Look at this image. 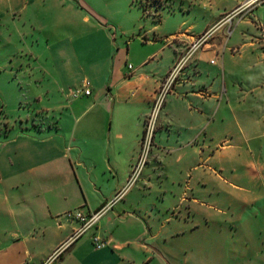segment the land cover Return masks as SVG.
Segmentation results:
<instances>
[{
	"label": "crops",
	"instance_id": "obj_1",
	"mask_svg": "<svg viewBox=\"0 0 264 264\" xmlns=\"http://www.w3.org/2000/svg\"><path fill=\"white\" fill-rule=\"evenodd\" d=\"M122 1L145 17L137 0ZM110 3L0 0V34L18 53L9 59V84L34 90L40 114L0 128V264H42L78 226L67 212L96 210L126 186L157 91L182 59L188 65L157 121L159 134L167 133L153 153L165 162V181H154L153 162L145 165V179L54 264H181L174 242L200 226L196 211L211 207L203 200L207 190L210 198L218 195V183L212 188L206 179L240 190V167L256 185L252 199L264 200V116L253 114L243 125L228 100L224 59L206 66L202 57L225 56L227 39L206 40L203 53L190 52L196 36H163L158 25L124 30L107 13ZM226 13L210 35L226 24ZM255 23L262 37L252 46L264 51V25ZM232 32L233 25L226 37ZM164 55L168 62L159 65ZM130 60L136 66L129 68ZM257 63L263 66L264 52ZM85 81L91 94L72 96ZM248 98L254 110L264 106L258 95ZM172 159L180 165L173 175ZM94 235L103 246H95Z\"/></svg>",
	"mask_w": 264,
	"mask_h": 264
},
{
	"label": "rangeland",
	"instance_id": "obj_2",
	"mask_svg": "<svg viewBox=\"0 0 264 264\" xmlns=\"http://www.w3.org/2000/svg\"><path fill=\"white\" fill-rule=\"evenodd\" d=\"M243 1L137 0L146 10L145 17H142L140 10L131 9L122 0H111L112 3L108 4L106 10L124 30H131L136 24L137 26L144 25L145 28L158 25V32L163 36L188 32L189 35L198 37L206 31H211L213 29L211 26L217 18ZM240 17L243 18L240 19ZM255 21L264 25V3L255 6L252 12L239 14L230 23L225 22L226 24L213 31L208 37V43L221 39L222 44H225L227 39L226 45L228 47L225 56L221 53L216 56V54L209 52L202 56L206 66L213 65L210 64L211 59L217 60L220 66L221 58L224 59L223 62L228 71L224 84L226 82L231 93L228 100L235 106L243 125L244 122L248 123V119L253 114L259 118L264 116V106L254 110L248 98L249 94L251 97L256 94L263 100L264 104V64L262 66V64L257 63L258 56H262L264 51L262 48L252 46L253 43L259 45L257 41L262 37V31ZM232 25L233 32L226 37L228 28ZM233 47L240 49L238 52H234L231 49ZM205 50L206 47H202L197 53ZM15 52V44L8 41L6 33H1L0 66L3 69H0V128L2 129L8 125H19L21 119H26L32 113L34 117L37 115L33 110L37 105H34L36 103L34 90L25 85L18 88L17 85V87H12L9 84L14 79L9 77L6 72L11 70L9 69L11 68L10 65H8L10 64L9 59L16 57L18 53L14 54ZM159 59V65L168 62L166 55ZM129 63L131 66L137 64L134 60H130ZM155 65L157 64L154 62L151 66ZM187 65L188 62H185L182 68H186ZM184 70L178 72L177 78L181 77ZM220 78L222 79V76ZM173 92L174 87L166 96L165 103L169 101ZM165 103L159 113L158 121L165 115ZM43 105L45 104L43 103ZM161 135L165 136L167 133L164 131V133L159 134L156 129L153 145L145 164H152L153 162L154 171L151 172V176L157 182L165 181L166 178L163 173L165 170L167 171L161 156L158 155L157 157L153 154L157 139L159 140ZM157 144L159 143L157 142ZM244 148L248 149V146L245 145ZM171 161L172 164L171 162L168 163V166H171L168 171L173 175V170L180 165L176 164L173 159ZM240 168V176L235 181L241 188L240 190L216 182L215 179H206L209 187L213 188L212 185L218 183L215 189L218 195L215 199L210 198L207 190V196L203 197V200L211 207L204 206L196 211L195 220H198L200 226L180 241L174 242L179 263L183 264L186 261L187 264H264V200L252 199L251 194L256 191V185L250 180V175L242 167ZM223 174L225 177L228 176L227 173ZM146 175L147 171L142 173L138 183L145 179Z\"/></svg>",
	"mask_w": 264,
	"mask_h": 264
},
{
	"label": "built area",
	"instance_id": "obj_3",
	"mask_svg": "<svg viewBox=\"0 0 264 264\" xmlns=\"http://www.w3.org/2000/svg\"><path fill=\"white\" fill-rule=\"evenodd\" d=\"M264 0H244L241 4L236 6L234 9L226 13L224 19L226 22H232L234 17H237L239 14L253 11V8L261 3ZM243 16V15H242ZM243 17H240V19ZM211 31H206L203 34L196 37V39L192 42L190 47V52H194L206 42L208 37L210 36ZM184 64V60H180L176 65L169 71L165 79L161 82V85L157 91L156 97L153 101V105L151 111L145 120L144 130L141 139V149L137 161L132 167V171L127 180L126 186L117 191L114 196L104 202L98 209L96 210H85L82 207L75 208L65 214L66 217L72 219L78 223V226L72 231L70 236L57 248V250L48 257L42 264H53L60 254L68 248L71 244L77 241L82 235H84L88 230L95 228L103 215L110 211L114 205L122 198L125 191L134 185L143 170L147 162V156L149 155L150 149L152 148L153 141L155 138V133L157 129V121L160 111L163 108L165 103L166 96L172 91L175 80L178 77V72L182 69ZM129 68H132L129 65ZM91 94V87L89 86V82L85 81L81 87L72 89V96H81V95H89ZM93 241L96 247H101L104 245V241L97 235H94Z\"/></svg>",
	"mask_w": 264,
	"mask_h": 264
},
{
	"label": "trees",
	"instance_id": "obj_4",
	"mask_svg": "<svg viewBox=\"0 0 264 264\" xmlns=\"http://www.w3.org/2000/svg\"><path fill=\"white\" fill-rule=\"evenodd\" d=\"M54 263H55V262H54ZM54 263H53V264H54Z\"/></svg>",
	"mask_w": 264,
	"mask_h": 264
}]
</instances>
